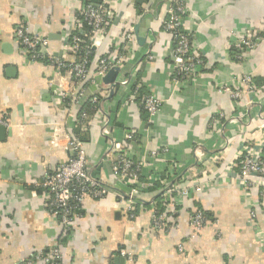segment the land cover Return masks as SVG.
I'll list each match as a JSON object with an SVG mask.
<instances>
[{
	"label": "crops",
	"instance_id": "obj_1",
	"mask_svg": "<svg viewBox=\"0 0 264 264\" xmlns=\"http://www.w3.org/2000/svg\"><path fill=\"white\" fill-rule=\"evenodd\" d=\"M82 1L0 0V121L8 123L0 124V264H18L55 246L64 264H264V246L250 216L260 196L245 189L237 168L246 148L264 149V0H186L184 30L193 36L204 64L197 79L182 88L172 83L173 45L163 28L170 0H116L111 5L92 70L100 58L121 48L129 27L137 26L145 41L124 68L129 85L112 93L95 78L86 89L87 99H100L80 135L89 172L125 190L112 171L109 151L113 140L124 141L127 133L136 132L135 159L145 164L141 183L157 188L144 194L147 201L136 208L134 219L112 195L88 199L69 238L50 214L46 194L34 185L71 157L67 138L76 132L78 110L58 98L68 78L55 75L44 62H31L17 43L16 29L26 26L49 41L56 57L72 62L64 46L78 31ZM253 32H260L262 41L245 62H236L231 47ZM245 75L254 77L257 92H244L235 102L229 91ZM135 81L162 102L153 119L144 121L138 100L128 102ZM165 148L170 152L152 156ZM174 161L184 168L198 161L204 186L178 209L174 227L158 231L152 226L153 202L162 186L157 180ZM165 199H159L163 207ZM197 210L213 220L192 238L189 219ZM121 250L130 256L122 257Z\"/></svg>",
	"mask_w": 264,
	"mask_h": 264
},
{
	"label": "built area",
	"instance_id": "obj_2",
	"mask_svg": "<svg viewBox=\"0 0 264 264\" xmlns=\"http://www.w3.org/2000/svg\"><path fill=\"white\" fill-rule=\"evenodd\" d=\"M115 1L99 0L98 4L82 1L77 12L78 31L65 40L64 46L65 51L75 58L72 62L56 57L49 50V41L37 33L30 32L26 26L21 25L16 29L17 43L28 53L31 62H44L55 69V75H64L68 78L69 85L58 93V98L66 108L78 110L80 118L77 121V128H80L81 134L87 129L85 125L88 116L84 110L86 102L97 104L99 110V96L87 99L86 94L87 87L90 84H95V78L102 81L110 70H118L115 79L118 87L131 83V78L125 74L124 68L138 45L134 27L127 29L124 44L116 53L112 52L100 58L94 70L91 66L100 43V35L110 24L111 5ZM186 12V0H170L167 16L163 22L164 30L171 35L172 39V64L175 70L172 83L174 87L178 88L194 82L200 75L204 64L193 46V36L184 30L183 22ZM262 39L260 32L241 35L231 47L232 59L240 63L245 62ZM149 59H152V56H149ZM237 82L238 87L229 91L235 102L241 100L244 92L248 94L257 92L254 77L245 75ZM135 83L136 81L133 83L128 102L140 100L139 105L142 104L149 117L153 119L159 113L162 102L152 95L141 96L139 85L133 89ZM106 86L110 87V85ZM0 124L8 126L5 121H0ZM102 134L106 133L103 131ZM67 141L66 149L71 152V157L57 170L47 173L42 181L34 185L46 194L48 210L58 220L65 235L69 238L72 237L75 220L81 217L85 203L90 198L102 200L112 195L124 204L127 217L134 219L136 208L147 201L144 199V194L150 187V183H141L145 164L135 159L133 146L140 141L137 133H127L124 141L113 140L109 151L112 171L118 184L124 186L125 190L123 191L104 183L89 172L88 158L80 135L69 136ZM169 152L170 150L165 148L153 152L152 156L159 157L161 154ZM196 158L198 159L197 152ZM199 164L197 161L194 166L184 168L180 163L174 161L168 164L160 174L157 181L162 183L160 191L164 196H167V199L164 203V212L158 210L156 201L153 202L152 226L155 230L168 231L174 227L179 213L178 209L184 205L187 198L195 192L202 191L204 184L200 179L201 173L196 170ZM237 166L238 179L245 189L249 193L252 190H257L259 193V206L250 207V216L255 222L258 239L264 246V230L258 222L261 219L264 223V149L246 148L239 158ZM189 220L193 229L192 238L211 221L200 210L193 212ZM256 221L260 226L256 224ZM179 251H183L182 246H179ZM121 256L129 257L130 253L121 250ZM18 264H64L63 254L60 247L55 246L48 251L32 254Z\"/></svg>",
	"mask_w": 264,
	"mask_h": 264
},
{
	"label": "trees",
	"instance_id": "obj_3",
	"mask_svg": "<svg viewBox=\"0 0 264 264\" xmlns=\"http://www.w3.org/2000/svg\"><path fill=\"white\" fill-rule=\"evenodd\" d=\"M86 1L87 2H91L93 4H98L99 3V0H86ZM263 35H261V36H263ZM91 59H92V57H91ZM137 85L140 86L139 93H140L141 96H143V95H149V94L145 93L146 91L143 89V87L141 86L140 82H138V81H136L133 89H135ZM256 85H258V84L256 83ZM139 99H140V97H139ZM138 101L140 102V100H138ZM140 108H141V112H142V117H143L144 121H146L147 119H149V115L144 110L142 104H141ZM84 110H85V112H86V114L88 116V120H89L91 118V116L94 115V113L98 111V105L97 104H91V103L86 102L85 107H84ZM78 118H80V114H78ZM74 135H77V136L78 135H81L80 128L79 127L76 128V132L74 133ZM81 139L84 142V138L81 137ZM156 185L157 184H155L154 187H151V188L156 189L157 188ZM34 188L37 189L38 191H42V189H40V188H37V187H34ZM151 188H149V189H151ZM161 198H163V194L160 192L158 198L156 199V202H157V205H158L157 208H158V210L160 212H164L165 211V208L163 207V201H160ZM202 212H204V211H202ZM204 213H205V215H207L209 217L210 220H213V218H211L210 215H208V213H206V212H204Z\"/></svg>",
	"mask_w": 264,
	"mask_h": 264
},
{
	"label": "water",
	"instance_id": "obj_4",
	"mask_svg": "<svg viewBox=\"0 0 264 264\" xmlns=\"http://www.w3.org/2000/svg\"><path fill=\"white\" fill-rule=\"evenodd\" d=\"M137 26L135 27V33L137 35L138 44L141 43V41H145V39L141 38L138 34ZM118 70H110L108 74L102 79V83L105 85H110V90L113 93L116 88H118V84L115 82V79L117 77ZM0 132H3V128L0 126Z\"/></svg>",
	"mask_w": 264,
	"mask_h": 264
}]
</instances>
